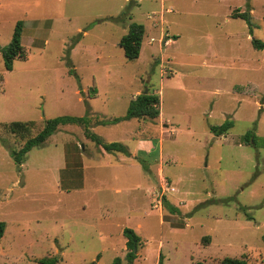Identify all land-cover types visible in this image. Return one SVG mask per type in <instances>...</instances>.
Masks as SVG:
<instances>
[{
    "label": "rangeland",
    "instance_id": "obj_1",
    "mask_svg": "<svg viewBox=\"0 0 264 264\" xmlns=\"http://www.w3.org/2000/svg\"><path fill=\"white\" fill-rule=\"evenodd\" d=\"M246 10L249 23L233 16ZM18 20L26 57L6 70L1 48ZM134 21L146 33L128 60L119 42ZM253 39L264 43V0H0V264H158L160 253L162 264H264V146L243 141L264 137V47ZM146 87L160 95L155 121L92 128L130 150L151 143L146 154L107 153L79 125L22 165L10 153L49 118L123 116ZM226 120L227 133L211 130ZM13 121L34 125L16 134ZM126 227L141 237L133 263Z\"/></svg>",
    "mask_w": 264,
    "mask_h": 264
},
{
    "label": "trees",
    "instance_id": "obj_2",
    "mask_svg": "<svg viewBox=\"0 0 264 264\" xmlns=\"http://www.w3.org/2000/svg\"><path fill=\"white\" fill-rule=\"evenodd\" d=\"M125 14V11L123 12ZM234 17H242L249 22L250 13L249 10H246L242 13H233ZM122 17L120 16V19ZM122 20V19H121ZM250 32L252 31L251 26H249ZM24 30V21L18 20L15 29L13 32V36L11 41L4 47L1 48L4 67L6 70H12L14 67V62L17 59H24L26 57V51L24 45L22 43V36ZM146 33V26L140 22H132L126 34H124L119 42L120 47L124 51V55L128 60H136L140 57L142 44L144 40V35ZM253 43L257 47H264V43L258 41L257 39H253ZM237 89H240V86H237ZM244 91L246 89L242 88ZM96 89H94L95 91ZM97 92V91H95ZM93 97V96H91ZM85 103L88 105V101ZM161 99L160 95L157 93H140L135 98H132L129 102L127 113L123 116L115 117L113 119H100L97 123H95L94 116L90 110H87L86 114L83 116H76L70 114L59 115L53 118H49L45 120L43 127L41 130L35 135L28 137L25 143L19 148H11L10 153L13 156L15 162L18 165H22L26 159V154L32 150L34 147L42 146L45 142L50 138L52 134L57 132L61 126L64 125H79L84 127V132L87 137H89L96 144L101 146V148L107 153H122L128 157L132 155L129 147L123 143L122 141H112L108 142L104 140L102 136L97 134L92 130L95 125H106L110 123H117L123 120H130L133 118L138 119H148L151 121H155L161 114ZM23 122V121H13L8 129L11 130L12 133H23L22 135L28 134L31 132L34 123ZM32 125V126H31ZM31 126V129H30ZM233 127V122L231 120H226L219 126H211V130L217 132L222 135L227 133ZM29 128V130H27ZM243 141L245 144H254L259 146H264V137L258 136L255 131H247L243 135ZM139 163L143 166L145 171L149 170V166L145 164L143 161L137 159ZM164 206L172 213H178L179 209L177 206L172 204L166 198H164ZM7 223L6 221L0 220V242L4 237L6 232ZM123 234L126 237V247L128 252L126 254V258L129 262L133 263V261L137 258L138 247L141 244V237L136 233L133 228L126 227L123 229ZM209 239V236L205 238ZM163 255L160 253L158 264H162ZM42 264H59V259L57 256H47L40 260ZM114 264H121V258L116 257L114 259ZM195 264H207L203 261H198ZM220 264H249L248 261L244 257H233V256H225Z\"/></svg>",
    "mask_w": 264,
    "mask_h": 264
},
{
    "label": "crops",
    "instance_id": "obj_3",
    "mask_svg": "<svg viewBox=\"0 0 264 264\" xmlns=\"http://www.w3.org/2000/svg\"><path fill=\"white\" fill-rule=\"evenodd\" d=\"M97 95V94H96ZM93 97H95V96H93ZM92 98V97H91ZM161 115V114H160ZM146 144H148V145H146ZM149 146V147H148ZM150 146H151V143H146V141H143V140H138L137 142H136V145H135V147L133 148V149H131L130 151H131V153H132V155H135V154H137V152L138 153H144V154H146V153H148V151L150 150ZM130 149V148H129ZM128 157V156H127ZM129 158V157H128ZM121 159L123 160V161H120V162H125L124 161V157H121ZM127 161V160H126ZM118 163V162H117ZM162 250V249H161ZM160 250V251H161Z\"/></svg>",
    "mask_w": 264,
    "mask_h": 264
},
{
    "label": "water",
    "instance_id": "obj_4",
    "mask_svg": "<svg viewBox=\"0 0 264 264\" xmlns=\"http://www.w3.org/2000/svg\"><path fill=\"white\" fill-rule=\"evenodd\" d=\"M142 93H145V94L148 93L147 87L145 88V90Z\"/></svg>",
    "mask_w": 264,
    "mask_h": 264
}]
</instances>
